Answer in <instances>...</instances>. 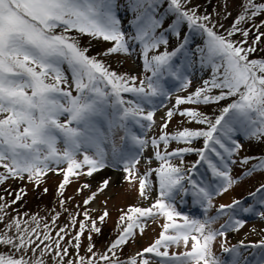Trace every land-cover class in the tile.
<instances>
[{
    "label": "snow or ice",
    "instance_id": "obj_1",
    "mask_svg": "<svg viewBox=\"0 0 264 264\" xmlns=\"http://www.w3.org/2000/svg\"><path fill=\"white\" fill-rule=\"evenodd\" d=\"M162 2L165 0H126L134 14L130 21L134 31L126 33L117 17L119 0H0V168L4 169L0 184L8 179H27L38 187L49 172H62L59 191L63 195L70 177L80 174L93 177L110 166L105 143H111V166L121 165L126 174L124 179L130 185L138 182L142 200H149L150 194L156 191L150 179L153 173L158 181V195L149 206L119 209L117 238L98 258L91 244L87 251L92 255L79 256L84 232H89L91 240V233L101 232L97 221L104 223L110 215L105 202L102 214L92 218V210L87 206L94 201L95 194L83 201L84 210L80 213L83 220L69 212L65 200L60 201V207L71 217L68 226L75 228L78 224L76 234L68 240V245L77 250L71 258L68 245L62 246L69 236L68 226L60 227L53 236V228L45 224L41 229L35 216L31 220L14 219L5 223L10 205L0 195V200H5L0 204V223H4L0 229V246L10 249V255L0 254V264H47L46 256L53 258L54 264H224L212 251L218 237L224 238L221 248L231 254V264H247L241 248L258 250L256 264H264V240L255 244L240 241L232 248L226 246L227 233L238 232L245 226L241 214L264 219V184L250 193L252 203L234 200L231 204L219 205L215 216H208L214 199L239 182L231 174L232 166L248 165L252 159L234 158L242 149L237 137L264 140V59H249L257 51L255 45L264 38V33L259 31L264 23L241 27L264 14V0L243 3L238 18L223 33L219 31L224 28L220 20H214L209 14L197 15L195 7L185 10L191 0L183 3L166 0L168 8L158 16ZM169 14L174 16L173 22L157 34ZM185 25L190 32L204 38L201 46L188 47L190 37L181 32ZM252 28L256 31L249 43ZM166 33L175 36L177 46L170 52L165 50L150 57L149 53L159 50L161 45L167 48ZM237 36L239 39H233ZM82 37L90 42L110 44L100 54L104 59L89 56L90 49L80 44ZM137 45L143 56L142 78L120 74L107 63L113 54L136 52ZM177 57L182 58L179 65L173 63ZM197 66L210 70V77L200 87L190 90L192 81L186 73ZM168 78L178 82L179 91L187 93L177 95L171 106L165 103L172 95L164 84ZM231 98H234L232 102L220 108V114L214 118L198 110ZM161 107L167 110L161 117L163 123L158 126L160 134L150 140L159 166L140 173L137 168L141 163L140 154L122 152L110 140V135L115 128L123 129L143 152ZM177 115L188 124L204 127H184L170 134L166 130ZM98 118L107 121L108 136L98 126ZM129 122L138 126L145 138L133 133ZM201 139L203 146L198 148L195 144ZM173 142L186 146L173 150L170 148ZM87 149H94V154H87ZM192 153L198 159L187 171L174 163L179 160L182 165L185 155ZM78 155L82 160L77 159ZM146 163L151 164L152 157ZM201 164L207 165L214 179H195L193 173ZM84 166L87 171L81 173L79 170ZM257 171L264 172V159L243 175L247 178ZM110 184L111 178L100 181L99 191H106ZM83 188L91 191L88 183ZM8 194L13 195L11 191ZM186 195H191L193 203L201 207L203 219L190 218L177 211V197ZM21 199L22 194L17 191L11 204ZM223 217L227 219L220 229H213L212 225ZM58 218L57 215L52 220L53 225ZM158 218L165 221L159 238L137 253L138 258L121 259L118 250L135 239L136 230L142 235L146 222ZM190 242V250L179 255L169 254L170 247L182 244L188 249ZM146 254L151 258H146Z\"/></svg>",
    "mask_w": 264,
    "mask_h": 264
},
{
    "label": "rangeland",
    "instance_id": "obj_2",
    "mask_svg": "<svg viewBox=\"0 0 264 264\" xmlns=\"http://www.w3.org/2000/svg\"><path fill=\"white\" fill-rule=\"evenodd\" d=\"M213 1V2H212ZM183 3V0H181ZM247 0H191V3L185 6V10L187 8H198L197 15H205L209 14L213 17L214 20H220L224 24V28L219 29L221 33L225 31V29L230 28L233 24L234 19L238 18V15L242 12V4L246 3ZM257 3L262 2V0H256ZM166 3L162 2L160 10ZM120 7L117 9V17L121 20L122 30L126 33L132 32L130 29V21L134 19V14L128 8L126 0H119ZM220 14L219 16L217 14ZM227 13V16L224 14ZM259 25L264 23V14L257 15L253 21L249 22L248 24H242L241 27L251 28L252 24ZM169 22L167 18H164L162 28L157 30V34L164 29L168 28ZM187 30V26H183L181 32ZM256 29L252 28L249 37V43L252 42L254 39V33ZM260 32L264 33V27L259 29ZM168 38V46L165 48L164 45H161L159 50L153 51L149 53V56L158 55L167 51H172L176 46L178 41L176 40L175 36L166 33ZM190 44L188 47L190 49H195L202 45L203 37L199 33L190 32ZM233 39H239V37H233ZM80 44L82 47H88L90 51L88 52L89 56H98L100 59H104L102 55H100L104 50H106L111 45L107 42H97V41H89L87 37H82L80 40ZM247 47V45H245ZM257 51L250 55L249 59H264V38L261 39L259 44L255 45ZM119 61V62H118ZM107 63L111 66L112 69L116 70L118 73H128V74H135L137 77L142 78L144 73L142 70L143 66V56L140 54L139 45L136 46V52L130 53L128 55L124 54H113L110 58L107 59ZM174 64L179 65V59L173 61ZM66 67V66H65ZM70 76V73H67ZM189 75L192 83L190 85V90L200 87L202 85L203 80L208 79L210 77V70L208 69H201L198 66L195 67L190 73H186ZM165 87L172 92L170 101H166L169 106L175 102L176 96H185L187 95L186 92L179 91V84L172 78H168L164 81ZM75 91H73V95H75ZM127 98V94H125ZM231 98L228 101L221 102L220 105H212V106H201L198 110L202 111L204 114L208 115L209 117L214 118L220 114V108L223 106H227L228 103L232 102ZM187 107V106H182ZM166 108L161 107V109L156 114V126H154L153 130L148 133L147 139L149 140V144L147 147L144 148L143 152H140V149L131 142V140L126 136L124 138V142L122 143L121 147L118 146V142L120 139V133L123 131L120 128L113 129L110 140L115 142L117 146L121 149L122 152L125 153H139L141 158V163L137 165V168L140 173L146 172L149 168L158 167V162L154 159V153L151 148L150 140L152 138H158L159 133V125L163 123L161 117L165 116ZM180 118L178 115L172 119L169 124V128L166 130L170 134L175 133L176 131L182 130L184 127L188 128H200L204 126H199L195 124H188L186 119ZM98 126L100 129L105 133L106 136L109 135L108 124L103 118L97 119ZM132 132L135 133L140 138H145L143 135L142 130L129 122L128 125ZM238 142H242V149L239 153L234 157L237 160L243 159L245 157H251L248 165H240L239 163L232 166V175L234 178L240 177L244 172L250 169L254 162H259L258 160L261 158V155L264 153V140L256 141V140H247L244 136L240 135L237 137ZM203 141L202 139L195 144L196 147H202ZM186 145H177L174 142L170 145L171 149H176L177 147H184ZM60 147H63L61 143ZM107 155V163L110 165L109 167H105L103 172H106V177L98 180H92V177H87L84 174L76 175L70 177V183L65 187L63 195H61L59 191V185L63 181V173L60 172L59 174L55 172H49L46 176L42 178L41 183L37 187L33 182H29L27 179L20 180V179H8L3 184H0V195L4 196L5 199H10L11 201L15 199V193L20 191L22 196L26 199L28 198V202L34 204V208H31L32 212L29 210L23 211L27 213H15L13 211L14 205H10L7 208L8 215L5 216L4 221L5 223H11L14 219H21V220H31L33 216L37 217L39 223L41 225V229L45 224L50 225L53 228L52 235H56V231L60 227L68 226V222L71 219L69 213L63 211L60 207L61 199L66 201V207L69 209V212L73 210L78 216L79 220H83V216L80 213L84 210L83 201L93 194H95V199L92 201L87 207L91 209V216L93 219L99 217L102 212L105 210V202H107L106 207L108 212L110 213L109 217L106 219L104 223H100L97 221V226L101 228L100 233H91V240L88 239L89 232L85 231L83 236L81 237V246L79 249V256H83L87 258L88 256L92 255L87 251L89 245H94L93 252L96 253L97 258L101 253H104L110 243L117 238L119 233V217L121 212L119 209L127 208L128 206H141L147 207L149 206L153 200L158 195V181L155 180V174L153 173L152 179L154 187L156 191H153L150 195L151 198L149 200H142L138 195V182L135 185H130L125 179V173L122 170L121 165H116L112 167V157H111V143H105L103 145ZM84 151V150H82ZM87 154L93 155L94 149H87ZM148 157H152V163H146V159ZM196 155L186 154L184 157V162L181 165L179 160H175L174 163L178 166L183 167L185 170L189 167L190 164L193 163ZM78 160H82V156L78 155ZM257 164V163H256ZM66 167V165H65ZM81 173L87 171V166H84L81 170ZM4 172V169L0 168V174ZM100 171L94 173L93 177L99 173ZM263 174V173H262ZM259 172L253 173L250 177L242 179V176L237 179L239 182L234 185L227 193L222 196H217L214 201V207L211 208L208 212L211 213L214 211V208L217 205L226 204L231 200L237 199L244 195L245 193L251 191L255 186L263 182L264 176ZM111 178L110 187L104 191L100 192L98 188V184L100 181ZM88 183L91 185V191L88 189H84L83 185ZM44 189H47L45 193ZM9 191L13 193V195H9ZM23 193H26L24 195ZM14 196V197H12ZM55 202H52V201ZM7 201V200H6ZM5 200H0V204H3ZM176 209L182 215L189 216V214L193 213L194 210L187 209L188 206L184 207V198H182V202L179 200V196L177 197L176 201ZM50 205V207H49ZM53 205V206H52ZM77 205L81 207L79 209L76 208ZM52 206V207H51ZM193 207H197L198 205H192ZM189 210V212H187ZM19 214V215H18ZM66 214V216H64ZM59 216L56 219L55 225L52 224V220ZM190 217V216H189ZM192 218V217H190ZM163 218H158L155 221L149 220L144 225V232L143 234H139V230H136L135 239L130 241L126 246L123 247L122 250H118V254L120 255L121 259L123 258H138L137 253L141 252L143 249L150 246L152 243L155 242L156 239L159 238L160 233L162 232V225L164 223ZM182 222V221H178ZM219 225V221L212 225L213 229ZM33 227L35 225H32ZM221 226V225H220ZM220 226L216 229H220ZM4 227V223H0V229ZM78 229V224L75 228L68 226L69 236L66 237L65 241L62 242L63 245H68V240L71 239V236L76 234V230ZM232 233V232H231ZM264 240V219L255 218V219H247L245 220V226L240 229L238 232L232 233L230 236L227 237V243H235L239 244L240 241H243L245 244L247 243H259L260 241ZM94 241V242H92ZM223 241L222 238L218 237L217 240L212 245V251L215 256L221 259L219 253L221 251V242ZM46 243H50L46 242ZM74 243V242H73ZM70 246V257L76 255V249ZM72 247V248H71ZM191 242L189 244L188 249H185L181 244L180 247L172 246L168 249L170 254H181L186 250H190ZM164 249L162 248L161 251ZM0 254L5 256L10 255V249L7 246H0ZM146 258H151L150 254H146ZM47 261V264H54V259L50 257L44 258ZM67 259V258H66ZM103 264V262H101Z\"/></svg>",
    "mask_w": 264,
    "mask_h": 264
},
{
    "label": "trees",
    "instance_id": "obj_3",
    "mask_svg": "<svg viewBox=\"0 0 264 264\" xmlns=\"http://www.w3.org/2000/svg\"><path fill=\"white\" fill-rule=\"evenodd\" d=\"M12 197H14V196H12ZM10 199H12V198H10ZM10 199L9 200L8 199H5V200H7V202L9 203V205H14L13 211H15V213H19V212L25 213L23 211H26V210H29L30 212H32L31 211L32 210L31 208H34V206H35L34 204L32 205V203L28 202V198L26 199L23 196H22V199L20 201H18L17 203H15V204H11V200ZM52 202H55V201L53 200ZM49 207H50V205H49ZM70 212H73V210H71ZM26 214L27 213H25V215ZM64 216H66V214H64ZM92 242H94V241H92ZM68 249H69V253H70L72 249L70 250V246L69 245H68Z\"/></svg>",
    "mask_w": 264,
    "mask_h": 264
},
{
    "label": "bare ground",
    "instance_id": "obj_4",
    "mask_svg": "<svg viewBox=\"0 0 264 264\" xmlns=\"http://www.w3.org/2000/svg\"><path fill=\"white\" fill-rule=\"evenodd\" d=\"M106 172L100 171L99 173H97L94 177H92V180H98V179H103L104 176L106 177Z\"/></svg>",
    "mask_w": 264,
    "mask_h": 264
}]
</instances>
